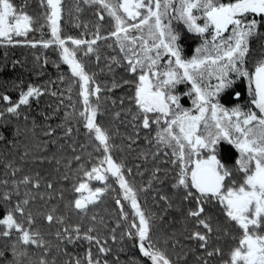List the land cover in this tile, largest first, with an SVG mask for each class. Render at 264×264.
<instances>
[{
	"label": "snow or ice",
	"instance_id": "obj_1",
	"mask_svg": "<svg viewBox=\"0 0 264 264\" xmlns=\"http://www.w3.org/2000/svg\"><path fill=\"white\" fill-rule=\"evenodd\" d=\"M37 6L0 0V45L50 50L33 53V71L57 73L0 80V264H264V0ZM186 34L201 40L191 58ZM45 96L57 103L40 117L56 127L31 114Z\"/></svg>",
	"mask_w": 264,
	"mask_h": 264
},
{
	"label": "trees",
	"instance_id": "obj_2",
	"mask_svg": "<svg viewBox=\"0 0 264 264\" xmlns=\"http://www.w3.org/2000/svg\"><path fill=\"white\" fill-rule=\"evenodd\" d=\"M31 2V7L29 8V11L30 12H39L40 9L38 8L37 6V0H30ZM75 2V0H66V3L71 6L73 3ZM16 3L17 4H20L21 3V0H16ZM83 15V18L85 20H88V19H95V17L92 15V13L88 10H85V12L82 14ZM64 24V32L65 34H71V35H74V36H78L81 34L80 32V29L79 28H76L73 24L72 21H65V22H62ZM46 33L48 32V30L46 29L45 30ZM105 31H107V29H105ZM33 38L34 39H39L40 38V33L37 32L35 34H33ZM45 38H50L49 35H46ZM90 38V37H89ZM186 38L184 37V40ZM185 43V41H184ZM196 41H192V43L189 45H187V55H191L194 51V47L196 45ZM257 45L254 44V47H256ZM36 53V54H39L41 56L47 54L49 56H51V52L50 50H47V51H43L41 49H29V48H25V47H21V46H17L15 48H12V47H9V48H5L3 45H0V63H7L9 65L8 69L4 72H0V80H21L24 82L25 85L31 83L33 85H41V84H44L46 83L49 79H51L52 81H55L56 78H57V73H56V69L54 67L51 66V64H49L47 66V68L45 69V74L42 75V76H37L36 75V71H33V68H34V65H33V53ZM51 58H54V56H52ZM21 60V61H26V66L25 68H21L19 65H17L16 69L15 70H12L11 68V63L12 61L14 60ZM64 68L65 71H67V66H62ZM38 71V69H37ZM101 80H107L108 77L101 74V76L99 77ZM50 88H57L59 89L60 87H62L61 85L59 84H56V85H49ZM240 88L242 89V97L245 95L244 93V86L243 84L240 85ZM122 89H117L115 90L114 92L112 93H109L108 95L111 97V98H116L118 97L119 95L122 94ZM184 91H186V88L184 85H179L178 86V92L179 93H183ZM11 95H13V97L15 98L18 93L17 92H13L11 93ZM74 95V99H75V93H73ZM57 103V100L55 97H51V96H45V97H42L41 98V101L38 105L34 104L32 109H31V114L33 116H35L38 120V122H41V123H47V124H51L53 127H56L57 124H59L61 121L59 119V117H57L56 119H52V120H49L47 122H43L42 121V118L40 117V112H50L51 109H49L47 107L48 104H52L53 106H55ZM77 107H81V104H77ZM105 107L109 110H111V104H110V101L106 102L105 104ZM120 130L121 132H131V126L130 125H121L120 126ZM83 129H81V132L79 134H76L74 133V135L76 136V139L80 142V143H83L85 140H86V137L83 135ZM57 134L59 136H63V131L62 129H57ZM154 134V133H153ZM37 138L38 139H47L46 137H43L42 134L40 133V130L38 129L37 130ZM141 144H144V141L141 140ZM0 150H3L2 147H0ZM238 155V154H237ZM51 170V166L45 164L41 169L40 171L43 173V174H47V171H50ZM136 181H137V184L140 183V177H136ZM60 184L61 186H64V185H67L69 188H70V182H67V181H60ZM100 184V182H97V181H93L92 182V186H95V185H98ZM115 187V185H114ZM66 198H71V196L73 195L70 191L67 192L66 194ZM77 196L79 194H76ZM53 203H56V201H53ZM111 204V201H109L108 205L107 206H110ZM97 211H99L101 214H104V208H100L98 209ZM173 216H176V219L177 221L179 220V217L177 216V214L173 213ZM174 228L176 229H180L182 227V225L177 222L173 225ZM189 227H191V225H189ZM134 251V250H133ZM123 258V257H122Z\"/></svg>",
	"mask_w": 264,
	"mask_h": 264
},
{
	"label": "rangeland",
	"instance_id": "obj_3",
	"mask_svg": "<svg viewBox=\"0 0 264 264\" xmlns=\"http://www.w3.org/2000/svg\"><path fill=\"white\" fill-rule=\"evenodd\" d=\"M184 37L186 38L185 40H184ZM184 37H183V39L181 41V46L184 48L185 56H187L188 58H191V56L196 55L195 49L200 46L201 40H199L198 38L194 37L192 34H186V35H184ZM184 41H185V43H184ZM192 41H196L197 44L194 47L193 53L189 56L186 53L187 52V48H188L187 45L188 44L190 45L192 43ZM212 82L214 83L215 81L213 80ZM239 82L240 81H238L237 83H239ZM242 83H245V85L248 86L247 81H243ZM245 95H246V100H245V102L240 103V106L244 110H248L249 108H253L254 109V106L251 105V96L249 95L248 92ZM181 102H182L183 106L186 107V108L191 109L193 107L192 104H191V100L189 98H187V97H183L182 96V101ZM184 103H188L187 106H185Z\"/></svg>",
	"mask_w": 264,
	"mask_h": 264
},
{
	"label": "flooded vegetation",
	"instance_id": "obj_4",
	"mask_svg": "<svg viewBox=\"0 0 264 264\" xmlns=\"http://www.w3.org/2000/svg\"><path fill=\"white\" fill-rule=\"evenodd\" d=\"M239 85H242L243 84V86H244V94H246L247 92H248V86L247 85H245V83H241V82H239L238 83ZM242 94V93H241ZM245 100H246V95H244L243 97H242V100L240 101V103H242V102H245ZM185 104V106H187V104L188 103H184Z\"/></svg>",
	"mask_w": 264,
	"mask_h": 264
}]
</instances>
